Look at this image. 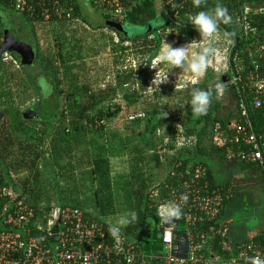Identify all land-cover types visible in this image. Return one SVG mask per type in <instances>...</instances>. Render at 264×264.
Masks as SVG:
<instances>
[{
  "label": "built area",
  "instance_id": "1",
  "mask_svg": "<svg viewBox=\"0 0 264 264\" xmlns=\"http://www.w3.org/2000/svg\"><path fill=\"white\" fill-rule=\"evenodd\" d=\"M91 3L105 11L108 20L122 23L137 1L91 0ZM157 3L167 16L165 21L174 26L193 27L187 18L199 12L197 7L187 5L186 0H157ZM76 4L77 0H11L12 8L27 16L35 30L51 22L77 20ZM249 11L246 7L236 18L244 36L256 34L248 19ZM257 12L264 15V6ZM227 37L224 59L228 81L221 80L213 89L217 91L219 85L220 95L224 91L232 93L244 123L234 119L228 123L227 130L218 125L212 142L225 148L233 161L256 163L264 171V129L258 131L249 114L252 101L254 109H261L264 120V42L256 36L257 45L254 51H249L251 61L247 62L236 49L235 39ZM4 40L0 30V46ZM0 63L4 67H20L19 60L9 50L2 52ZM138 116L141 114L130 115L128 119ZM177 129L174 139L165 137L157 151L152 150L164 163L167 156L196 142L194 136L188 138L179 133V126ZM229 130L235 132L232 137ZM183 165L182 160L172 161L162 186L151 191L158 209L159 221L154 228L160 240V252L144 251L137 238L120 235L116 227L107 230L102 222L88 219L80 207L57 204L40 210L3 181L0 168V198L7 200L0 207V264H250L252 257L264 261L262 244L254 240L234 243L231 238L229 222L222 212L225 201L233 196V188L211 187L203 164L190 163L184 168ZM11 177L14 179L13 172ZM170 207H177L179 216L167 217ZM216 245L230 255L223 258ZM235 247L237 255H234Z\"/></svg>",
  "mask_w": 264,
  "mask_h": 264
},
{
  "label": "trees",
  "instance_id": "2",
  "mask_svg": "<svg viewBox=\"0 0 264 264\" xmlns=\"http://www.w3.org/2000/svg\"><path fill=\"white\" fill-rule=\"evenodd\" d=\"M136 1L137 3L127 13L125 21L131 25L141 27L153 23L150 25L147 32L130 37L120 33L112 26L107 24L105 26L115 30L120 35L118 39L119 44L131 42L144 56L142 64H139L136 70L130 69L127 71L126 78L123 82H119L116 87L114 86L115 88L111 86L107 90L105 88L92 89L91 87L84 86L81 91L73 90L66 92L64 90L65 87L62 86V75H60V70L55 61L47 56V54H41V46L37 41H34V47L37 52L36 57L40 59L41 63H44V67H42L41 70L42 74L45 73L46 76L50 77V82L53 86V97L50 102L51 107L48 108L46 105L47 103L43 104L42 111L39 112V114H41L40 117L46 127L45 133L53 129V132L49 135L51 139L48 146L50 153L49 157H52V166L58 168V170H54L55 172L52 174L55 180V185L58 186L59 190V198L57 199V202L61 205L80 207L84 210L88 219L102 222L109 231L113 229V226L107 224L105 218L113 216L116 213V205L114 203L115 192L110 176L111 156L107 155L105 145L99 144L96 139L93 140L90 136L92 132L103 134V131L106 128V124H103L104 121L114 119L122 109L120 104L110 102L108 95L112 91L109 90L113 89V91H115L116 88L122 87L130 82L132 84L130 89L132 90L129 91V89L124 92L123 97L129 105L138 104L144 91L148 89L149 82L147 72L151 62L157 56L160 49L164 34L162 31H165V29L170 27L178 29L177 33L181 40L193 39L200 36L194 26L179 27L172 25L168 20L165 21V17L167 16L163 10L164 19L159 20L160 11L157 9V0ZM186 1L187 5L194 6L193 0ZM179 2L180 1H178V3ZM218 4L227 8L228 15L231 17L228 24L220 23L219 27L224 30L226 36H231L235 39L236 49H239L242 52L244 60L246 59L247 62H250L251 56L249 55V51L255 50V46L257 45V42H255L256 36L260 37V40L264 42V15L257 12L259 7L264 6V0H201L200 6L197 8L199 11H214ZM246 7L250 9L248 12V19L256 30L255 35L250 34L244 36L236 25L237 16L242 15ZM0 10H14L11 5V0H3L0 4ZM21 15L24 19L30 21L27 16L24 14ZM81 15V8L77 3L74 17L78 18ZM83 19L87 22L84 17ZM116 23L121 24L119 22ZM1 28L2 26L0 22V29ZM15 56L19 58L17 54H15ZM60 56L62 57V54H60ZM252 57L255 60L257 59L255 55ZM63 62L64 58H61L60 63L62 64ZM258 62L262 64L263 60H258ZM25 66L27 65H23L20 62L21 69H24ZM3 69H5V67L1 65L0 72H2ZM221 80L222 77L217 83ZM213 86L214 85L211 84L193 85L189 90L192 91L194 88H198L207 91L208 89H211L212 99H215L217 91L213 89ZM164 94L157 92L156 96ZM189 101L184 108L186 115L184 118L181 117L178 120L180 129L179 133L181 132L188 138L194 136L196 142L189 147L185 146L179 149L171 157L167 156V164L171 165V162L175 160H182L184 164L183 168L190 163L194 165L203 164L207 168L211 187H221L222 185L213 182L207 160L213 156L228 160L232 159L227 156L225 148H219L216 145H213V135L218 125H220L223 130H227V125L230 121L235 119L239 123H244V118L237 109L235 116L231 112L226 115H217L214 108L210 105L206 114L195 115L191 111ZM0 111L3 112V115L0 118V168L2 179L7 184L12 185L23 196H25L26 193H34L35 187H32L29 184L30 179L33 177V181L38 183L42 174H51V171L53 170L52 168L47 167L49 160L47 159L46 151L44 149L45 141L43 138L38 137L33 129L30 130L27 128V130L21 131V128H19L18 125L30 121V119L28 120L24 118L23 112L21 113L12 105H8L5 109ZM45 111L46 113H44ZM143 111L144 113L141 114V116L127 120L124 126L123 140L120 143L125 150L129 149L131 143L133 144V146L130 147V158L127 160L130 161L131 171L129 176L130 180L126 188L129 187L128 192L130 197L132 196L135 198L133 200L136 211L135 220L129 216L127 220L128 222L122 231H124L129 237L137 238L138 244L141 245L144 251L160 252L161 244L158 239V234L154 227L153 230L149 232L146 224L149 220H152L155 223L159 221L158 209L155 205L156 203L151 198V191L155 187L162 186L163 182L152 188L151 185L153 182L150 181L148 175L146 176L145 165H147L148 168L150 163L153 162L157 167L162 166L161 164L164 162L160 160V155L154 153V155L149 156L148 150L156 152L165 137L174 139L178 133V126L170 125L166 128L165 132L161 130L164 128V125L168 123L171 116H164L160 111V106L157 104H150ZM249 114L256 129L258 131L263 130L264 120L262 119L261 109H254L252 101L249 104ZM7 116L9 117V122L4 120ZM22 128L25 129V127ZM228 133L231 137L235 134L233 130H229ZM15 148L21 150L23 156H25L26 153L30 154L29 160H25V157L22 161H24L31 177H27L25 180H22L21 183H18L11 177V172L14 174L15 169L22 165L18 164L19 161H14L13 154L15 153ZM75 156L78 163L81 164L84 162L86 164V169H88L91 179L95 182V200L92 202V206L86 203H80L77 198L68 199L64 194L65 188L61 186L60 180L58 179L65 168L70 167L69 169L72 170V161L75 159ZM41 162L43 164V170L40 169ZM234 162L241 164L239 161ZM242 166L244 168L255 167L254 164H249L248 166V164L245 163ZM223 186L227 187L228 185ZM38 198L39 196L36 195L33 197L35 201L31 200L32 202H30L29 199L27 202L39 207L41 210L42 206L38 204ZM6 201V198H0V207ZM72 201H75V203H72ZM227 202L229 201H225V204ZM85 205L89 208H94L96 213L86 211L84 207ZM45 208L46 207L43 209ZM254 239L262 244L264 250V234L257 235ZM233 242L238 243L236 241ZM216 248L219 250L223 258L230 255L227 251H220L217 245ZM234 255H237V251L234 252Z\"/></svg>",
  "mask_w": 264,
  "mask_h": 264
},
{
  "label": "rangeland",
  "instance_id": "3",
  "mask_svg": "<svg viewBox=\"0 0 264 264\" xmlns=\"http://www.w3.org/2000/svg\"><path fill=\"white\" fill-rule=\"evenodd\" d=\"M81 8L82 15L72 22H51L50 24L42 26L39 30L30 21L15 10H7L6 13L10 16L11 20L26 34L31 35L34 41H37L43 48L41 54L45 53L53 61L60 70V75L63 79V87L65 91L79 90L85 86L92 89L116 87L119 82L127 76V71L130 69H137L139 64L144 60L143 54L133 46V43L119 44L118 39L120 35L113 29L106 26L105 11L94 7L91 0H77ZM157 9L160 11L159 20L164 19L161 5L157 4ZM83 17L87 20L83 19ZM148 26H135L127 21L120 24L118 31L124 35L133 37L137 34H144L148 31ZM99 26V27H94ZM33 29V30H32ZM35 32V33H32ZM163 40L158 51L157 56L153 59L156 60L160 55L163 48L168 44L173 48L186 46V67H173L167 62H160L158 68L149 67L147 72L148 89L144 91L141 100L136 105H129L123 97V93L128 91L132 84L129 82L122 87H118L113 91L110 89L108 99L111 103L120 104L122 109L120 113L112 120H105L106 124L104 133H91V138L97 140L99 144L105 145L107 155L111 156V182L114 186L115 208L116 213L113 216L105 218L107 224L118 228L120 235H124V226L129 216L136 215L134 200L128 192L129 176H130V150L133 146L131 143L129 149H123L120 144L123 140L124 126L130 115H139L144 113V109L150 104H157L160 106V111L164 116H171L168 123L161 129L163 132L170 125L179 126L178 120L186 115L185 106L191 98L189 88L193 85H215L226 73L227 67L225 66L226 60L224 59L225 49L228 45V37L219 28L212 37L202 38L197 36L193 39L181 40L178 35V29L168 28L162 31ZM211 46L215 52L208 58V66L203 75H194L189 69L187 64H190L192 59L199 54L202 47ZM62 54V57L60 56ZM19 57V56H18ZM20 58V57H19ZM64 58L61 64L60 60ZM152 61V62H153ZM151 62V63H152ZM64 64V65H63ZM42 67L44 63L35 57L31 65L25 66V70L21 67H5L0 72V110L5 109L8 105H12L21 113L28 107L34 105L37 112L42 111L43 104L51 107L50 102L53 97V86L50 82V77L42 74ZM159 69V71H158ZM158 71V73H156ZM167 75V80H160ZM32 76V77H31ZM160 83V84H159ZM114 87V88H115ZM130 89L129 91H131ZM143 92V91H142ZM157 92L165 93L164 95L156 96ZM52 104V103H51ZM216 111L217 115H226L231 112L235 116L236 103L234 97L229 91H224L219 99H212L210 104ZM46 107V106H44ZM46 113V111L44 112ZM44 115V114H43ZM41 114L38 113L37 117L30 119L27 123L19 124L18 127L21 131L33 129L36 135L43 138L45 141L44 149L46 151L47 159L49 160L48 168L53 170L50 173L42 174L37 182H34L33 177L30 179L29 184L35 187L34 193H26L25 196L30 202L35 201L33 197L39 196L37 199L38 204L42 207L55 206L58 204L59 190L55 185L53 178L54 170L58 168L52 166V157H49V135L53 129L45 133L46 127L42 122ZM4 120L9 122V117ZM29 120V119H28ZM22 121V120H21ZM22 127H25L22 128ZM178 128V127H177ZM25 133V132H24ZM161 133V131H160ZM176 149L173 151L175 152ZM26 153V152H25ZM81 154V153H80ZM149 156L154 155V152L148 150ZM161 154V153H160ZM14 161L22 164L14 171V179L21 183L27 177H31L29 170L25 166L24 159L29 160V153L23 156V152L15 148ZM72 170L65 168L58 177L61 186L65 189L64 194L67 198H77L81 203H86L92 206L95 200V182L91 179L86 164L78 163L76 156L72 161ZM162 166L157 167L155 163H150L146 169V176L148 175L150 181L153 182L151 187L158 186L162 183L168 175L170 164L163 163ZM40 169L43 170L41 162ZM221 177L225 176V169L220 171ZM225 180V178H224ZM151 188V189H152ZM234 202L230 205V211L233 214V221L243 223L251 227L255 226L259 220L264 218V215L256 214L257 208L262 206L264 209V189L258 185H250L247 190H238ZM32 200V201H31ZM75 203V201H72ZM88 212L96 213L94 208L84 206ZM128 222V221H127ZM155 222L149 220L147 222L148 231H152ZM182 227H180L181 229Z\"/></svg>",
  "mask_w": 264,
  "mask_h": 264
},
{
  "label": "clouds",
  "instance_id": "4",
  "mask_svg": "<svg viewBox=\"0 0 264 264\" xmlns=\"http://www.w3.org/2000/svg\"><path fill=\"white\" fill-rule=\"evenodd\" d=\"M201 0H193L195 7H199ZM188 22L191 23L196 31L200 34L202 38L212 37L218 29L220 23L228 24L231 17L228 15V10L221 5H217L215 10L212 11H199L195 15L188 16ZM215 52V49L211 46L202 47L199 54L196 55L190 64H187V69H189L194 75H203L207 66L208 58ZM186 46L173 48L169 44L167 47L163 48L160 55L156 60H154L150 67L158 68L160 62H167L173 67H180L185 69L186 67ZM159 71V69H158ZM158 71L156 73H158ZM167 80V75L164 76L162 81ZM159 83V84H160ZM222 89L217 85L216 98L219 99ZM212 102V90L208 89L202 90L194 88L191 92V99L189 101L191 105V111L195 115H203L208 111V107ZM180 212L177 207H170L166 211L167 217L179 216ZM132 219L135 220V215L133 214ZM127 223V221H122ZM250 264H264L258 257L250 258Z\"/></svg>",
  "mask_w": 264,
  "mask_h": 264
},
{
  "label": "crops",
  "instance_id": "5",
  "mask_svg": "<svg viewBox=\"0 0 264 264\" xmlns=\"http://www.w3.org/2000/svg\"><path fill=\"white\" fill-rule=\"evenodd\" d=\"M159 5V4H158ZM107 23V21H106ZM35 43V42H34ZM35 44H33L34 46ZM43 48V47H41ZM36 49V48H35ZM210 168V174L213 182L218 183V185H228V187L233 188V196L229 199L226 204L223 206V218L229 222L230 225V235L231 238L236 242H242L247 240H254V237L257 235L264 234V218L259 220L255 226L248 227L243 223L236 224L233 221V214L230 211V205L234 202L236 197V192L238 190L243 189L244 191L248 189V187L252 184L258 185L264 189V171L256 163H245V164H254L255 167H243L244 163L238 164L232 160L211 157L207 160ZM221 169H225L226 173L224 177H221ZM225 178V180H224ZM263 212V213H262ZM264 215V209L262 210V206L256 210V214ZM259 243V242H258ZM261 244V243H260Z\"/></svg>",
  "mask_w": 264,
  "mask_h": 264
},
{
  "label": "water",
  "instance_id": "6",
  "mask_svg": "<svg viewBox=\"0 0 264 264\" xmlns=\"http://www.w3.org/2000/svg\"><path fill=\"white\" fill-rule=\"evenodd\" d=\"M0 22L3 27L4 43L0 46V60L1 54L5 50L16 53L20 57L23 65H31L36 57V49L33 46L34 40L31 35L21 31L18 26L11 20L10 16L4 10H0ZM107 25L112 26L118 30L120 24L107 21ZM1 66V63H0ZM223 81H228V76H222ZM3 112L0 111V118ZM37 111L33 108L25 111L23 114L25 119H33L37 117Z\"/></svg>",
  "mask_w": 264,
  "mask_h": 264
},
{
  "label": "flooded vegetation",
  "instance_id": "7",
  "mask_svg": "<svg viewBox=\"0 0 264 264\" xmlns=\"http://www.w3.org/2000/svg\"><path fill=\"white\" fill-rule=\"evenodd\" d=\"M2 26V25H1ZM1 30V32L3 31V27L0 29ZM14 55L16 54V53H14V52H12ZM19 61H20V58H17ZM21 62V61H20ZM31 108H33V109H35L36 111H37V108H35L34 107V105H32V106H30V107H28L25 111H27V110H29V109H31ZM25 111L23 112V114L25 113ZM39 112H37V114H38Z\"/></svg>",
  "mask_w": 264,
  "mask_h": 264
}]
</instances>
